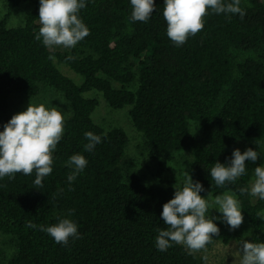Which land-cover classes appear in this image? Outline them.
I'll return each instance as SVG.
<instances>
[{
	"label": "trees",
	"instance_id": "obj_1",
	"mask_svg": "<svg viewBox=\"0 0 264 264\" xmlns=\"http://www.w3.org/2000/svg\"><path fill=\"white\" fill-rule=\"evenodd\" d=\"M5 1L8 11L24 2H33V8L19 27H8L7 17L0 18V132L13 116L6 112L15 93L35 96L43 87L55 89L71 116L42 188L34 184L35 173L0 179V233L13 237L15 249L4 264L198 263L182 245L157 250V229L166 228L162 207L177 188L161 164L158 184L134 171V161L126 156V132L95 122L99 101L84 95L92 91L113 109L130 107L151 159L186 154L184 164L204 188L199 194L234 193L253 228L249 242L264 243V200L239 192L250 189L254 169L264 167V0H241L243 21L209 10L203 30L179 48L166 34L164 0H154L156 10L146 23L131 20L130 0H86L79 17L90 35L63 52L35 39L39 0ZM59 64L79 75L80 83L63 74ZM89 131L101 136L92 152L84 149ZM239 142L257 151L258 160L246 161V173L235 183L218 187L210 170L216 162L228 166ZM76 154L88 165L69 186L68 161ZM60 219L75 222L82 239L61 246L27 226L30 221L52 226ZM214 223L220 232L213 242L235 239L224 223Z\"/></svg>",
	"mask_w": 264,
	"mask_h": 264
},
{
	"label": "clouds",
	"instance_id": "obj_2",
	"mask_svg": "<svg viewBox=\"0 0 264 264\" xmlns=\"http://www.w3.org/2000/svg\"><path fill=\"white\" fill-rule=\"evenodd\" d=\"M39 5L40 28L35 39L50 51L57 47L74 48L90 35L88 27L79 17L80 11L86 7V0H39ZM130 5L133 22H148L156 10L154 0H130ZM240 5L241 0H231L229 3H225V0H164L163 18L167 25V37L177 48L183 46L190 36L194 37L203 30L204 18L209 15V10L217 15H238L243 21L246 12ZM66 115L70 117L71 112L65 114L59 108L46 107L43 103H29L26 111L13 115L0 132V179L8 177L12 180L17 173L25 176L35 173L34 184L42 188L44 178L53 171V153L64 134ZM84 137L87 152H92L101 143V136L90 131L84 133ZM258 155L251 148L243 153L235 149L229 165L216 162L210 176L218 187L235 183L246 173L245 162L255 163ZM87 165L88 161L83 155L76 154L69 158L68 166L72 168L67 177L69 186ZM182 176V188L175 189L174 198L162 207L161 218L166 228L157 229L155 246L158 251L165 252L174 244L182 245L189 254H194L206 251L213 237L219 236L220 229L214 220H221L230 230H236L242 225L244 217L241 203L231 191L214 198L208 195L205 199L199 195L204 191L203 186L193 181L188 172L183 171ZM254 177L250 189L241 187L239 192L264 200V167L257 166ZM69 190H72L71 187ZM210 210L222 215L209 218ZM27 226L39 228L61 246H68L70 239H82L78 225L70 219H60L57 224L47 227L30 221ZM237 252L239 264H264V243L242 239Z\"/></svg>",
	"mask_w": 264,
	"mask_h": 264
},
{
	"label": "rangeland",
	"instance_id": "obj_3",
	"mask_svg": "<svg viewBox=\"0 0 264 264\" xmlns=\"http://www.w3.org/2000/svg\"><path fill=\"white\" fill-rule=\"evenodd\" d=\"M32 8L33 2H24L13 10L8 11V5L6 1L0 0V18L4 16L7 17L8 27H19L24 24L25 16ZM37 23L39 24V20ZM65 50L67 49L63 47H57L54 51L63 52ZM58 67L63 72V74L74 79L77 83H80L81 77L67 66L59 64ZM84 95L86 97L96 98L99 101L98 107L93 114V118L97 124L101 125L105 130L119 127L126 132L128 137L126 156L134 161V171L137 174H143L145 176V182L158 184V164H161L163 174L170 177L174 181V185L177 189L182 188L184 179L182 172H188L190 175L188 166L184 164L186 154H176L169 157L164 156L158 160L151 159L144 149L142 134L138 132L133 126L129 115V106L123 107L122 109H113L107 104L102 95L96 91L85 93ZM29 103L33 105H39L43 103L46 105V107L54 106L59 108L65 114L70 112L69 104L60 92L52 88L43 87L40 93L35 96L18 93L13 94L10 98V106L6 114L15 115L26 111ZM2 116L4 115H1L0 118ZM66 118H68L67 115ZM261 146L264 147V142L261 144ZM246 148L247 145L245 143L239 142L234 144L232 150L234 151L235 149H239L240 152L243 153ZM254 178L255 177L252 178V183ZM199 195L202 198L207 199L209 194ZM209 196L214 198L212 195ZM255 198L257 197H254V200ZM221 215L222 214L215 210H210L209 212V217H220ZM242 215L244 217L242 225L236 230H231V232L235 235V239L230 241L228 244L215 241L207 247L206 251L194 253L198 261L197 264H239L240 256L237 252L239 247L237 240L243 239L249 242L253 237V228L246 216L243 213ZM222 223H224L229 228L225 222ZM0 249L3 251L2 264H4L7 259L14 254L15 249L13 237L8 234L0 233ZM204 257H207V259L205 260Z\"/></svg>",
	"mask_w": 264,
	"mask_h": 264
}]
</instances>
